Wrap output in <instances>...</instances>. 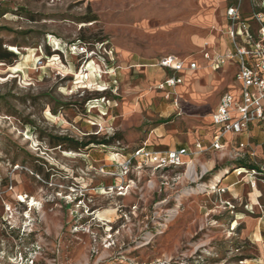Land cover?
<instances>
[{"label":"rangeland","instance_id":"rangeland-1","mask_svg":"<svg viewBox=\"0 0 264 264\" xmlns=\"http://www.w3.org/2000/svg\"><path fill=\"white\" fill-rule=\"evenodd\" d=\"M237 4L0 0V264H264V128L210 148L236 68L204 54ZM168 55L201 67L170 88ZM197 142L178 167L123 166Z\"/></svg>","mask_w":264,"mask_h":264},{"label":"built area","instance_id":"built-area-1","mask_svg":"<svg viewBox=\"0 0 264 264\" xmlns=\"http://www.w3.org/2000/svg\"><path fill=\"white\" fill-rule=\"evenodd\" d=\"M227 8L228 34L231 37L234 49L225 53L205 52V58L215 67H220L228 61L238 63L236 80L239 83L238 96L230 92L224 93L212 115L214 125L218 132L210 143V148L223 149L226 134L236 136L248 132L251 126L264 128V14L255 13L253 19L258 25L255 30L250 21L243 18L240 3ZM159 65L170 70L173 75L168 77L165 84L174 88L183 82L179 75L186 69H195L197 63L182 59L174 55L163 57ZM162 84L161 87L164 88ZM240 148L246 147V142H239ZM204 145L197 142L194 151L188 147L157 149L141 146L129 153L123 166L128 169L134 161L138 164H150L156 168L178 167L184 165L191 156L200 155ZM250 155H254L251 152ZM224 192V188L219 190Z\"/></svg>","mask_w":264,"mask_h":264},{"label":"crops","instance_id":"crops-1","mask_svg":"<svg viewBox=\"0 0 264 264\" xmlns=\"http://www.w3.org/2000/svg\"><path fill=\"white\" fill-rule=\"evenodd\" d=\"M228 8V7H227ZM227 8H226V11H227ZM243 9V6H242V1H241V3H240V11H241V13H242V10ZM224 17H225V21H224V24L222 25V27H221V29H220V32H221V35H220V45H221V49H217L216 50V48H215V40L216 39H213V41H211L210 42V44H208V45H211L210 46V48L212 49V53L213 54H216V53H225V52H227L228 50H230V49H233L232 47H231V45H233V43H232V40H231V37L229 36V34H228V21H227V16H226V12H225V14H224ZM246 20H248V21H250L249 19H247V18H245ZM251 22V21H250ZM251 24H252V27L255 29V30H257L258 29V25H257V23L255 22V20H254V22H251ZM255 25H256V27H255ZM214 38H216V36H214ZM203 45V44H202ZM218 51V52H217ZM174 56H177V55H174ZM177 57H179V56H177ZM179 58H181V57H179ZM183 59V58H182ZM191 61H195V59L194 58H189ZM205 60H207L206 62L208 63V66L210 67V68H212V69H221V68H223L224 66H226V65H228V66H230V65H232V66H234L235 68H236V71H235V75H234V77H235V82H236V84H235V86H234V88L230 91V93H232L233 95H235V96H238V94H239V83H238V81L236 80V73H237V71H238V63H237V61H235V60H232V61H228V62H226L224 65H222V66H220V67H215V66H213L212 64H211V62H210V60H208V59H206V58H204ZM201 67V64L200 63H198L197 62V68H195V69H189V70H186V71H184L183 73L181 72V75L182 76H186V74H187V76H189V75H192L197 69H199ZM166 70H168V69H166ZM169 72H171L170 70H168ZM172 73V72H171ZM183 83V82H182ZM182 83H180V84H178V85H181ZM260 129H262L263 130V128H261V127H259V126H256V125H253V126H251L250 127V129L248 130V132L247 133H245V134H242V135H239V136H236V135H233V134H231V136L236 140V142L238 143V142H241V141H245L246 143H248V144H250L251 143V139H254V137H255V135L258 133V130H260ZM223 141L225 142V145H226V143H227V138L225 137L224 139H223ZM250 142V143H249ZM171 148H177L176 146H173V147H171ZM169 149V148H168Z\"/></svg>","mask_w":264,"mask_h":264},{"label":"trees","instance_id":"trees-1","mask_svg":"<svg viewBox=\"0 0 264 264\" xmlns=\"http://www.w3.org/2000/svg\"><path fill=\"white\" fill-rule=\"evenodd\" d=\"M0 14H1V12H0ZM6 57L7 56L5 54H1L0 53V59H5ZM82 145H87V144H82ZM241 163L245 164V162H242V161H241ZM245 165L248 166V167L254 168L253 164H245Z\"/></svg>","mask_w":264,"mask_h":264},{"label":"bare ground","instance_id":"bare-ground-1","mask_svg":"<svg viewBox=\"0 0 264 264\" xmlns=\"http://www.w3.org/2000/svg\"><path fill=\"white\" fill-rule=\"evenodd\" d=\"M237 171V170H236ZM173 213H175V211H173Z\"/></svg>","mask_w":264,"mask_h":264}]
</instances>
